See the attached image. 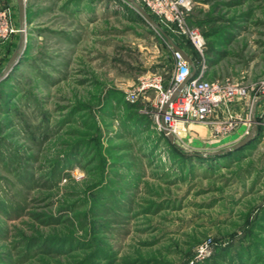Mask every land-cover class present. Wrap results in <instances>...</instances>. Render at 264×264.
Listing matches in <instances>:
<instances>
[{"label": "rangeland", "instance_id": "rangeland-1", "mask_svg": "<svg viewBox=\"0 0 264 264\" xmlns=\"http://www.w3.org/2000/svg\"><path fill=\"white\" fill-rule=\"evenodd\" d=\"M134 1L205 78L264 81V0H189L171 19ZM24 5V45L0 78V264H264V106L250 113L264 95L228 105L242 131H224L220 106L179 124L172 147L154 91L126 98L175 69L131 1ZM2 10L0 75L21 46L17 0Z\"/></svg>", "mask_w": 264, "mask_h": 264}, {"label": "built area", "instance_id": "built-area-1", "mask_svg": "<svg viewBox=\"0 0 264 264\" xmlns=\"http://www.w3.org/2000/svg\"><path fill=\"white\" fill-rule=\"evenodd\" d=\"M145 1L152 11L171 19L170 15L172 10L176 9V5L184 4L189 0H180V2L156 0L157 5L150 0ZM6 18V10L0 11L1 38H5L6 32L10 29ZM182 32L186 33L183 29ZM192 39H194L195 47L200 49L201 44H197L198 40L195 41L194 36ZM188 56L193 59L195 64L193 73L191 64L183 59L180 52L174 50L175 69L169 83L165 86L161 77L142 80L126 94L127 100L133 102L139 93L153 90L157 113L164 124L163 130L165 129L171 134H176L179 124L207 121L220 106H225L227 109V118L223 128L225 132H232L240 122L247 123L249 118H240V122H238L237 117L229 112L228 105L239 100L249 99L252 93H255V97L264 95V81H261L256 87L249 88L231 82L228 78L207 79L205 78L206 65L204 62L190 54Z\"/></svg>", "mask_w": 264, "mask_h": 264}, {"label": "water", "instance_id": "water-1", "mask_svg": "<svg viewBox=\"0 0 264 264\" xmlns=\"http://www.w3.org/2000/svg\"><path fill=\"white\" fill-rule=\"evenodd\" d=\"M129 1H131L140 10V12L150 22V24H152V26H154L155 28L160 30V32L167 38V41L171 44V46L174 48V50L180 52L182 57H183V59L191 64L192 73H193L194 70H195V64L193 62V59L190 58L188 56V54L186 52H184V50L182 48H180L177 44H175L172 41V39L161 29V27L150 17V15L144 9H142L134 0H129ZM17 4H18V19H19V25H20V31H21V34H20L21 46L15 51V53L10 58V60L7 63L6 67L4 68L2 74L0 75V78L2 76L6 75V73L12 68L14 63L17 61V58H18L19 53L21 52L22 46L24 45V22H25L24 0H17ZM252 116L254 117V111L252 113ZM163 126H164V124H163ZM163 131H164V134H165L166 138L171 143H176V139H175L173 134L167 132L165 129ZM256 133H257V126L253 125L251 131L249 132V134L246 137H244L242 140H240L239 142L234 144L231 148L234 149V148H239L241 146L246 145L248 142L251 141L252 138H254Z\"/></svg>", "mask_w": 264, "mask_h": 264}, {"label": "crops", "instance_id": "crops-1", "mask_svg": "<svg viewBox=\"0 0 264 264\" xmlns=\"http://www.w3.org/2000/svg\"><path fill=\"white\" fill-rule=\"evenodd\" d=\"M245 102H248V101H245ZM241 103H243V101L242 100H239V101H236L235 103L230 104V109L231 110H235L236 108L238 109L239 107H242L243 104H241ZM262 106H264V96L259 97L257 100H255L253 102V105H252V108H251V112L250 113L252 114L253 111H254V116L259 117V115L261 113L260 111L262 110ZM220 110H221V115L224 116V111H222L223 108H220ZM246 125L247 124L244 123V122L239 123L238 128L235 130V132L238 131V130L242 131L244 128H246Z\"/></svg>", "mask_w": 264, "mask_h": 264}, {"label": "trees", "instance_id": "trees-1", "mask_svg": "<svg viewBox=\"0 0 264 264\" xmlns=\"http://www.w3.org/2000/svg\"><path fill=\"white\" fill-rule=\"evenodd\" d=\"M168 141V140H167ZM168 143L172 146V147H175L176 148V144H174V143H171L170 141H168ZM249 143H251V141L250 142H248L246 145H248ZM246 145H244V146H242L241 148H239V149H242V148H244Z\"/></svg>", "mask_w": 264, "mask_h": 264}, {"label": "bare ground", "instance_id": "bare-ground-1", "mask_svg": "<svg viewBox=\"0 0 264 264\" xmlns=\"http://www.w3.org/2000/svg\"><path fill=\"white\" fill-rule=\"evenodd\" d=\"M178 134V132H176Z\"/></svg>", "mask_w": 264, "mask_h": 264}]
</instances>
